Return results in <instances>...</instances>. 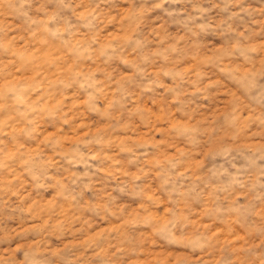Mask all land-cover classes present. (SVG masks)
<instances>
[{"label":"rangeland","instance_id":"374dc122","mask_svg":"<svg viewBox=\"0 0 264 264\" xmlns=\"http://www.w3.org/2000/svg\"><path fill=\"white\" fill-rule=\"evenodd\" d=\"M23 250L264 264V0H0V264Z\"/></svg>","mask_w":264,"mask_h":264},{"label":"clouds","instance_id":"9594fccd","mask_svg":"<svg viewBox=\"0 0 264 264\" xmlns=\"http://www.w3.org/2000/svg\"><path fill=\"white\" fill-rule=\"evenodd\" d=\"M165 12H167L165 10ZM208 35H211V33H208ZM219 163H224L223 161H214L210 164V167L216 166ZM160 239L166 243V244H172L175 241L172 238H167L164 236H161ZM193 252L197 251L198 249L196 247H192L191 249ZM15 264H30L29 261V252L27 250H23L20 253L17 254L16 259H15Z\"/></svg>","mask_w":264,"mask_h":264}]
</instances>
